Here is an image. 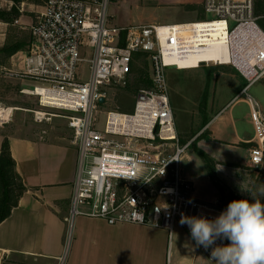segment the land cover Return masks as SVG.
<instances>
[{
    "label": "built area",
    "instance_id": "1",
    "mask_svg": "<svg viewBox=\"0 0 264 264\" xmlns=\"http://www.w3.org/2000/svg\"><path fill=\"white\" fill-rule=\"evenodd\" d=\"M109 7L110 0H46L30 26L24 68L7 72L32 81L20 91L36 95L42 107L67 112L78 151L67 242L78 215L164 227L171 235L182 215L213 220L226 210L218 198L199 197L184 175L183 157L192 140L182 142L177 130L169 70L181 68L167 61L166 48L199 52L225 45L223 56L195 68L228 64L245 79L234 100L243 97L249 106L254 129L249 162L264 163V110L249 92L264 78V29L255 0H202L203 19L158 24H117ZM138 52L148 56L151 85L139 89L132 111L101 110L111 87L127 85ZM15 110L0 105V127ZM32 112L37 121L48 114ZM228 243L218 239L212 247ZM200 248L210 259L212 248Z\"/></svg>",
    "mask_w": 264,
    "mask_h": 264
},
{
    "label": "crops",
    "instance_id": "2",
    "mask_svg": "<svg viewBox=\"0 0 264 264\" xmlns=\"http://www.w3.org/2000/svg\"><path fill=\"white\" fill-rule=\"evenodd\" d=\"M20 3L0 0V8L3 9L10 10L16 4L19 15L14 24H19L23 17H27L25 22L30 24L28 31H21L25 33L20 37L14 33L10 38L8 31L6 33L8 22L0 20V52L10 40L23 43L20 49L7 57L4 67L8 70L24 68L23 59L31 39L30 26L44 9V5H38L36 11L32 9L35 17L25 16L22 14L25 2ZM19 80L22 81V88L33 86L30 80ZM238 101L233 99L211 116L203 127L209 138L202 136L196 140L198 147L217 161L216 175L224 181L231 173L229 168L245 163L251 165L248 156L241 162L233 153L238 147H250L254 136L249 106L240 109L235 106ZM4 137L9 141L16 170L27 189L19 205L0 224V264H18L16 261L20 258L31 264H59L61 258L64 259L63 264H213L186 231L170 235L164 227L137 223L110 224L103 218L86 215L75 218L68 244L66 217L76 177L77 146L72 138L69 142L75 147L71 149L65 138L57 135L25 136L15 130L5 135L0 130V149ZM197 155L192 149V154H187L183 162L187 158L198 160ZM183 172L195 183L199 197L213 200L218 196L219 190L208 171L203 182L186 170L184 163Z\"/></svg>",
    "mask_w": 264,
    "mask_h": 264
},
{
    "label": "rangeland",
    "instance_id": "3",
    "mask_svg": "<svg viewBox=\"0 0 264 264\" xmlns=\"http://www.w3.org/2000/svg\"><path fill=\"white\" fill-rule=\"evenodd\" d=\"M24 2L25 11L22 14L35 17L34 10L38 9V5H44L46 0H24ZM21 5L20 3L19 6ZM196 5L202 7V0H110L109 9L114 16V21L120 25L158 24L203 19L205 15L203 9L199 7L190 9ZM26 18L23 17L19 24L8 22L6 33L8 31L7 34L10 38L11 34L15 33L17 37H20L29 30L28 25L30 24L26 23ZM21 26H25V28L23 29ZM13 42V40L9 41V43ZM220 51L222 54L225 53L224 48L212 47L205 51H194V55L200 57L199 61H214L219 56H223ZM199 61L191 62L190 59H187L182 65H179L181 69L172 68L169 70L171 100L179 137L182 142L192 140L190 148L184 154L183 161L187 154H192L194 142L207 131L203 127L209 122L211 116L232 102L245 85V79L234 66L211 63L195 68ZM7 62L6 54L0 52V105L14 106L16 110L10 122L4 125L5 127H0V130L5 135L14 130L25 136L46 134L55 137L57 135L65 138L63 140L67 143L68 148L75 147L69 142L73 137V132L68 126L67 112L57 108L42 107L36 95L21 92L22 81L7 73L8 69L4 67ZM147 75L151 80L148 56L143 55L141 61H133L132 73L127 85L125 87H111L108 101L101 110L132 111L139 89L151 85L139 81L140 76L145 77ZM249 92L259 99L264 110V78L253 84ZM235 106L240 107V109L248 108L243 97ZM36 109L48 113L44 120L37 121L35 119L32 110ZM99 115L101 116V114ZM102 116L104 117V114ZM49 117L52 118L47 119ZM103 117L100 119L102 120ZM67 138L68 140H66ZM5 139L7 137H4ZM247 147L241 146L234 149L235 158L241 162L245 161L247 156L249 157ZM197 159L193 161L187 158L183 163L186 170L203 182L204 176L208 175L207 169L202 158L197 155ZM229 171L231 173L227 175V181L217 177L218 199L222 200L226 206L231 201L239 199H248L252 202L249 193L242 189L253 188L264 183V163L259 166H252L247 163L236 165L229 168ZM181 231H186V229L179 223L175 224L173 232L177 234ZM16 262L18 264H31L28 260L21 258Z\"/></svg>",
    "mask_w": 264,
    "mask_h": 264
},
{
    "label": "clouds",
    "instance_id": "4",
    "mask_svg": "<svg viewBox=\"0 0 264 264\" xmlns=\"http://www.w3.org/2000/svg\"><path fill=\"white\" fill-rule=\"evenodd\" d=\"M242 190L252 202L233 200L213 220L181 216L180 224L189 227L196 245L212 248L213 264H264V183ZM218 239L230 243L212 247Z\"/></svg>",
    "mask_w": 264,
    "mask_h": 264
},
{
    "label": "trees",
    "instance_id": "5",
    "mask_svg": "<svg viewBox=\"0 0 264 264\" xmlns=\"http://www.w3.org/2000/svg\"><path fill=\"white\" fill-rule=\"evenodd\" d=\"M16 4L23 0H14ZM16 4L10 9L0 8V20L5 22H13L19 15V10ZM201 8L200 5L192 6V8ZM255 12L259 17V23L264 29V0H255ZM204 17V16H203ZM23 46L22 42L7 43L1 52L5 53L7 57L16 52ZM143 52H138L135 55L136 61H141ZM140 70V69H139ZM139 81L145 84H151V80L148 75L145 77L140 76ZM203 137H208V134H203ZM185 142V141H183ZM192 149L202 158L206 169L210 175L211 180L216 186H218V178L216 176V164L217 161L210 156L207 152L197 146V142H194ZM27 187L25 186L22 176L16 170V162L12 156L8 139H5L0 149V224L7 219L13 209L19 205V200Z\"/></svg>",
    "mask_w": 264,
    "mask_h": 264
},
{
    "label": "bare ground",
    "instance_id": "6",
    "mask_svg": "<svg viewBox=\"0 0 264 264\" xmlns=\"http://www.w3.org/2000/svg\"><path fill=\"white\" fill-rule=\"evenodd\" d=\"M221 48L226 49L225 45H222ZM165 57L167 61H172V63L178 66L182 65L185 61H187V59H190V61L193 62V61H199L198 59L200 58L199 56L194 55V51L186 50V51L176 52L175 50L173 51L169 48H166L165 50ZM10 112H11V109L10 108L7 109L5 111L6 116L7 114L10 115Z\"/></svg>",
    "mask_w": 264,
    "mask_h": 264
},
{
    "label": "water",
    "instance_id": "7",
    "mask_svg": "<svg viewBox=\"0 0 264 264\" xmlns=\"http://www.w3.org/2000/svg\"><path fill=\"white\" fill-rule=\"evenodd\" d=\"M104 100H105V98H104V97H101V98H100V102H101V103H103V102H104Z\"/></svg>",
    "mask_w": 264,
    "mask_h": 264
}]
</instances>
